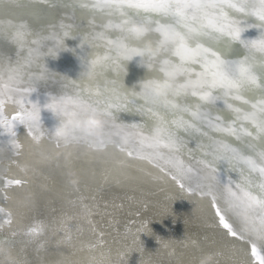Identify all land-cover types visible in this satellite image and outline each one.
I'll return each instance as SVG.
<instances>
[{
    "label": "snow or ice",
    "instance_id": "obj_1",
    "mask_svg": "<svg viewBox=\"0 0 264 264\" xmlns=\"http://www.w3.org/2000/svg\"><path fill=\"white\" fill-rule=\"evenodd\" d=\"M68 8L90 17V26L100 29L85 35L82 46L103 42L111 54L96 55L87 64L88 88L82 83L73 95L47 97L43 107L59 119L54 130L58 142L91 141L103 146L123 141L122 147L138 145L129 155L147 149L148 159L166 160L174 170L173 179L195 183L196 189L210 196L219 224L231 236L247 238L252 256L264 264V0H0V34L15 31L21 43L32 20ZM63 47L59 38L54 51ZM35 53L30 50L23 63L0 66V128L12 138L13 146L18 126L30 134L43 130L41 106L31 93L46 72L29 75ZM134 57L152 69L154 78L138 91L118 87L117 81L93 91L91 85L106 68L122 72ZM137 100L143 102L137 110L149 117V123L117 124L115 113ZM6 101L17 105L10 119L3 112ZM219 101L226 115H213ZM92 111L104 118L101 134L79 135L72 126ZM205 127L217 135H209ZM180 132L208 137L207 146L201 145L203 158L194 165L180 159L186 147ZM221 162L238 170L239 179L223 181ZM229 214L240 221L239 233ZM40 231L31 228L29 234Z\"/></svg>",
    "mask_w": 264,
    "mask_h": 264
},
{
    "label": "bare ground",
    "instance_id": "obj_2",
    "mask_svg": "<svg viewBox=\"0 0 264 264\" xmlns=\"http://www.w3.org/2000/svg\"><path fill=\"white\" fill-rule=\"evenodd\" d=\"M47 17V20H32L31 33L54 44L63 38L61 53L65 55L67 49H75L78 66L85 68L96 55L109 52L106 46L101 49L103 42L82 46L85 35L100 31L90 26V17L82 16L79 11L73 14L70 8L57 10ZM64 31H68L67 36L63 35ZM9 42L15 47L18 45L14 40ZM26 49L44 52L34 46ZM132 63L137 67L130 68ZM76 68L68 66V75L62 74L61 81L43 76L31 93V99L41 106L43 130L30 134L18 126L16 146H13L12 138L0 128V148L5 149L0 152V242H14L0 243V264H258L252 256L251 242L239 235L231 236L219 224L212 198L196 189L195 183L173 179L174 170L166 160L148 159L147 149L143 154L132 151L129 155L138 145L122 147L123 141L103 146L91 141L58 142L54 130L59 119L43 105L47 97L80 92L82 83L85 88L89 87L88 83L70 76ZM110 69L112 72L104 71L96 79L102 84L101 91L112 81L129 92L138 91L143 83L154 78L152 69L141 64L139 57L126 62L122 72L111 66ZM142 103L137 100L128 109L116 112V123L146 126L149 117L137 110ZM223 109V101H219L213 115H226ZM16 111L14 102L4 103L5 117L10 119ZM144 119L145 122L141 121ZM205 131L209 130L205 127ZM209 135L217 134L209 131ZM179 136L186 145L180 159L194 165L203 158L201 145L207 146L208 137L184 132ZM219 174L225 182L229 178L239 179L238 170L223 162L219 165ZM75 206L77 217H74ZM156 211L168 214L181 228L196 225L204 228L193 231L195 237L182 233L176 239L168 235L175 232V224L169 232L153 226ZM65 215L73 219L72 224L63 225ZM154 219L157 225L160 218ZM228 219L239 233L242 225L237 217L229 214ZM105 223L113 224L107 225L109 229ZM31 228L41 231L33 236L29 234ZM222 232L231 243L220 240ZM117 238L127 244L109 246ZM182 253L184 259L180 256Z\"/></svg>",
    "mask_w": 264,
    "mask_h": 264
},
{
    "label": "water",
    "instance_id": "obj_3",
    "mask_svg": "<svg viewBox=\"0 0 264 264\" xmlns=\"http://www.w3.org/2000/svg\"><path fill=\"white\" fill-rule=\"evenodd\" d=\"M55 16L60 17L58 14L55 15ZM25 18H27V17H25ZM43 19L47 20L48 17H44ZM56 20H59V19H56ZM6 23H7V18L5 19V24ZM29 30L30 31H28L27 34L23 35L20 38L22 42L18 43L17 47L11 45V43L9 42L11 40L12 41L14 40L15 43L17 42L16 41V32L15 31H13L11 33V35H9L7 31H5L2 34H0V66L7 67L9 65L14 66V65L17 64V62L23 63L25 58L28 57V54H29V51H28V49H26V47L27 46H34V47H36L38 49H44V52L42 51V53L41 52H36L37 54L35 53L36 54V59L29 66V75L41 76L42 74H45V72H46V74L43 75V76L49 77V79H52L53 81H56V80L57 81L58 80L61 81L60 80L61 79L60 78L61 75L62 74L68 75L66 73V68L68 66H71L73 68L74 67H77V68H76V70H74V72L70 76L76 77L77 79L81 80L82 82H86V80L84 79V74H85V71H86V65H85V68H84V66H78V64H80V62L76 61V56H75L76 55L75 54L76 50L75 49H67L66 52H65V55L61 53L62 49L59 52L58 51H54L55 46H56V44L53 43L54 41H49V42L47 40L43 41V39L39 35H35V34L31 33V29H29ZM36 40H39V43L34 44L33 41H36ZM25 42H28L30 45L22 44V43H25ZM100 47H101L102 50H104L103 49V47H104L103 44H101ZM84 48H89V47H85L84 46ZM71 50H74L73 51L74 53L71 52ZM53 51H54V54H56V55L51 54V53H53ZM107 54H111V53L107 52ZM132 64H133V66H131L130 68L133 69V67H137L135 65L136 63L135 64L132 63ZM104 71L112 72L110 67L106 68ZM70 76H69V78H72ZM57 77H59V78H57ZM88 86H90V85H88ZM91 86L93 87V90H95L97 86L99 87V89L102 88V84L99 81H96ZM141 121L145 122V119L141 120ZM186 144L188 146H190V144H188V143H186ZM190 147H193V146H190ZM116 188L114 187L115 190H116ZM74 209L76 210L77 207L75 206ZM79 210L81 211V207H79ZM75 213H76V215H74V217H77L79 215L77 210L75 211ZM156 213L157 214H155L153 216L156 217V219L160 218V221H157L158 223L156 225V223L154 221L155 219L153 217V219H152V223L154 222L153 226H158L160 229L163 228L164 231L169 232L171 229H173V228H171V227H173V224H175L174 225V227L176 229L175 232L171 233V234H168V235H172L176 239H180V236H182V233H185V234H187L190 237H195L196 234L193 231H196V230L199 231L198 228H204L202 226L198 227L197 225L192 227V228L191 227L189 228L188 226L181 228L179 226H176V224H177L176 222L177 221H174L173 218L169 217L168 214H166L165 212L156 211ZM148 214L150 215V213H148ZM38 216L39 217H43L39 213H38ZM121 216L123 217V215H121ZM64 220H66V221H64L65 223L63 225H66L67 223L68 224H70V223L72 224V220L73 219H70L68 217V215H65ZM74 220H76L77 222H83V221H81L80 219H77V218H75ZM85 221H86V218H85ZM111 224H113V223H105L106 226L107 225H111ZM107 227L109 229L111 228L109 226H107ZM210 232H212V231L210 230ZM220 240L222 242H225V243H231V241H229V237L225 236V234L223 232H222V234H220ZM233 240L236 241L235 239H233ZM113 242L114 243H110L109 246L122 247L123 246L122 244H127V243H125L123 241H120V239H118V238H117V241H113ZM149 253H151V252H149ZM151 256H153V255H151ZM180 256H182L183 259L185 258V254L184 253H182ZM152 258L155 259L154 256Z\"/></svg>",
    "mask_w": 264,
    "mask_h": 264
},
{
    "label": "clouds",
    "instance_id": "obj_4",
    "mask_svg": "<svg viewBox=\"0 0 264 264\" xmlns=\"http://www.w3.org/2000/svg\"><path fill=\"white\" fill-rule=\"evenodd\" d=\"M72 127L79 135L84 137H98L104 127V118L95 111H92L83 119L77 120Z\"/></svg>",
    "mask_w": 264,
    "mask_h": 264
}]
</instances>
